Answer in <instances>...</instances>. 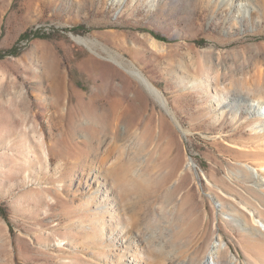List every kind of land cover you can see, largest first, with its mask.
Instances as JSON below:
<instances>
[{
    "label": "rangeland",
    "instance_id": "rangeland-1",
    "mask_svg": "<svg viewBox=\"0 0 264 264\" xmlns=\"http://www.w3.org/2000/svg\"><path fill=\"white\" fill-rule=\"evenodd\" d=\"M253 1L0 0V264H130L122 228L142 264H199L219 239L244 260L229 205L254 159L231 143L264 102Z\"/></svg>",
    "mask_w": 264,
    "mask_h": 264
},
{
    "label": "bare ground",
    "instance_id": "bare-ground-1",
    "mask_svg": "<svg viewBox=\"0 0 264 264\" xmlns=\"http://www.w3.org/2000/svg\"><path fill=\"white\" fill-rule=\"evenodd\" d=\"M116 1L123 2L124 0ZM155 1L156 0H153V3H155ZM262 1L264 4V0ZM223 3H230V0H223ZM257 7L258 6L254 4L253 0H246L245 3H239L237 11L241 14L245 13L246 15H250L251 17L252 9L254 10ZM151 43H153V45H158L154 39ZM129 72L130 74L135 75L137 77L136 79H139V81L141 80L144 83L146 86L145 88H147L158 102H163L162 93L142 74V72L138 70H129ZM201 82L207 86V83L204 80H201ZM215 95V101L217 105L219 104L220 106V103L225 99V96L223 94L220 95V93H216ZM241 111L242 107H238L235 112L236 121L241 117ZM245 112L247 115L246 119H248L246 126L255 131L256 137H254V140L246 143H231V146L234 148L233 151L242 157H253L254 166L252 168L249 167V165L243 166L239 169L238 173L235 174V184L238 182L237 185L241 189L237 190L236 196L234 197L235 200L229 205V209L232 211L230 218L243 231V234L240 236L242 239L241 248L243 250L244 260L238 261L236 258H231L224 262L222 257L228 253L227 244L224 243L222 239H219L217 243L210 247L206 259L199 264H264V102L259 99H249L247 101ZM222 113L221 117H224L225 112ZM242 129L243 126L238 129V133H240ZM118 133L117 130V134ZM224 134H226L225 136H230L227 133ZM36 139V144L40 148L43 160L42 165L47 167L51 160L50 151L42 134L36 135ZM99 191L101 192L102 190L99 189ZM227 196L230 195L227 194ZM105 198L106 197L101 201L103 204L102 209L108 208L106 203L107 199ZM122 229L123 231L125 230L124 228ZM123 231L118 233L120 238H116V240H120L123 245V253L129 255L130 260H132L130 264H142L144 262L145 253L141 247L137 248L138 245L136 238ZM246 239L249 241V247H251L250 251L247 248L248 245L245 242Z\"/></svg>",
    "mask_w": 264,
    "mask_h": 264
},
{
    "label": "trees",
    "instance_id": "trees-1",
    "mask_svg": "<svg viewBox=\"0 0 264 264\" xmlns=\"http://www.w3.org/2000/svg\"><path fill=\"white\" fill-rule=\"evenodd\" d=\"M35 36L37 37H41L40 35L36 34ZM17 54V51H16V48H12L8 51L5 52V55H16ZM4 56L0 55V58H3Z\"/></svg>",
    "mask_w": 264,
    "mask_h": 264
}]
</instances>
